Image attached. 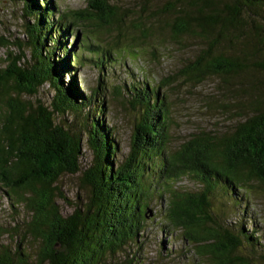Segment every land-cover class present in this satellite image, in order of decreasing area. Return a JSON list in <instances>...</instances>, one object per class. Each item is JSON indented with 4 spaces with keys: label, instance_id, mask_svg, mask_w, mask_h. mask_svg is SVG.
<instances>
[{
    "label": "trees",
    "instance_id": "16d2710c",
    "mask_svg": "<svg viewBox=\"0 0 264 264\" xmlns=\"http://www.w3.org/2000/svg\"><path fill=\"white\" fill-rule=\"evenodd\" d=\"M18 1L23 16L33 22L26 27L22 51L0 70V108H5L0 116V184L26 209L29 220L24 222L23 238L37 246L33 252L21 244L0 246V264H145L140 256L145 211L147 200L157 192L160 199L167 197L161 228L181 231L195 256L209 257L215 264H249L234 254L242 241L250 248L264 245L254 222L250 230L241 223L253 221L245 205L254 183L264 186V81L254 82L252 76L264 72V1L174 0L165 8L171 18L162 28L169 30L172 40L189 35L205 45L186 74L198 80L207 74H245L250 78V88L244 85L243 90L251 97V114L229 134L195 139L165 156L166 109L156 89H144L130 151L115 166L117 142L104 123L103 107L96 92L81 93L74 77L82 50L81 43L75 52L78 38L69 34L74 24H62L61 16L54 20L59 10L52 0ZM95 2L100 18L115 16L105 0H89V8ZM24 51L29 52V66L20 68ZM45 85L54 92L49 107L33 108L21 100L37 95ZM85 109V123L78 131L55 122L68 114L81 118ZM84 146L93 154L89 170L80 178L89 195L64 217L56 204V183L80 172ZM146 168L157 178H151L144 193L138 179L146 176ZM188 174L198 178L199 192L175 190V183ZM158 187L163 191L155 192ZM217 189L235 208H243L234 226L210 214L209 198Z\"/></svg>",
    "mask_w": 264,
    "mask_h": 264
},
{
    "label": "rangeland",
    "instance_id": "374dc122",
    "mask_svg": "<svg viewBox=\"0 0 264 264\" xmlns=\"http://www.w3.org/2000/svg\"><path fill=\"white\" fill-rule=\"evenodd\" d=\"M52 1L59 10L54 20L61 16L62 24H74L69 34L77 35L75 52L82 43V50L78 52L81 63L74 77L81 93L88 95L96 92L95 99L103 107L104 123L111 127L118 147L113 166L125 160L124 156L130 151L134 128L141 113L138 101L144 89H156L158 99L163 100L166 109L165 156L182 149L195 139H213L229 134L250 116L251 97L248 91L243 90L244 85L250 88V78L245 74L234 77L207 74L201 80L186 74L194 66L205 45L189 35L174 41L169 30L162 28L163 22L171 18L170 14H165V8L174 0H105L115 14L110 20L100 18V5L96 2L89 8V0ZM23 13V4L18 0H0V70H5L25 45L24 33L33 19H26ZM91 13V19L85 16ZM68 36L67 44L70 45L72 39L71 35ZM24 56L18 63L20 68L28 65L29 52L24 51ZM252 76L254 82L264 81V72L257 71ZM69 81L70 78L64 76V82L67 84ZM10 94L14 95L12 90ZM53 95V90L45 85L37 95L21 96V100L33 108L37 104L49 107ZM151 99H154L153 96ZM1 106L0 116L5 111L4 106ZM86 112L88 109L83 111L81 118L68 114L57 117L55 122L71 131H78L81 129L78 126L85 123ZM83 150L79 159L80 172L64 175L56 183L60 193L56 204L64 217L71 215L75 206L84 204L89 195L88 190L81 187L80 178L89 170L93 154L85 146ZM145 173L146 176L141 178L140 174L138 179L139 188L144 193L149 191L151 178L155 182L156 177V173L149 168L145 169ZM194 176H182L175 183V190L199 192L201 185ZM254 184L255 191L248 194L245 205L247 218L253 221L241 223L245 230H250L254 222L262 244L264 186ZM152 190L153 185H150ZM5 191L7 189H2L0 184V246L16 248L21 244L24 250L33 252L37 244L23 238L24 222L29 220L27 211L22 204L11 200ZM157 191L162 192L163 188L158 187ZM166 198L160 199L157 192L147 200L145 214L151 211L152 216L148 213V218L144 219L143 251L140 255L142 261L145 264H215L209 257L195 256L191 245L183 240L181 231L167 232L161 228ZM209 201L211 216L219 218L227 226L233 225L238 218L237 214L243 209L235 208L219 189L210 196ZM242 242L234 256L248 260L249 264H264V245L250 248L246 242Z\"/></svg>",
    "mask_w": 264,
    "mask_h": 264
},
{
    "label": "water",
    "instance_id": "95a60500",
    "mask_svg": "<svg viewBox=\"0 0 264 264\" xmlns=\"http://www.w3.org/2000/svg\"><path fill=\"white\" fill-rule=\"evenodd\" d=\"M147 212L149 213V216H152L151 211H147ZM148 213H147V214H148ZM147 214H145V217H146V218H148Z\"/></svg>",
    "mask_w": 264,
    "mask_h": 264
}]
</instances>
